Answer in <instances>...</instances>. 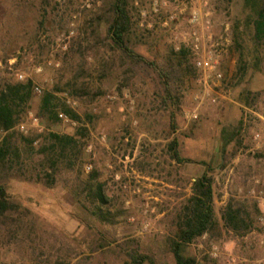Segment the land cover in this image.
<instances>
[{"label":"rangeland","instance_id":"1","mask_svg":"<svg viewBox=\"0 0 264 264\" xmlns=\"http://www.w3.org/2000/svg\"><path fill=\"white\" fill-rule=\"evenodd\" d=\"M107 3L0 0V87L31 79L40 89L32 92L27 118L17 128L18 135L36 130L40 136L6 180L19 211L8 225H0V264H124L131 250L148 255L155 264H174L168 247L174 215L194 178L207 165L220 164L223 130L244 119L242 147L230 159L232 143L224 167L213 173V205L218 214L232 201L245 202L250 211L255 205L254 222L240 236L225 230L221 236H203L187 252L207 264H264L259 207L238 192L254 179L264 191V45L256 67L251 34L243 30L242 50L233 44V28L246 14L242 0H130L131 47L158 63L171 49H189L190 15L193 9L200 12L198 56L216 60L222 79L204 85L194 66L198 56L189 50L194 71L175 83L179 102L170 110L160 106L157 76L123 64L105 41ZM171 14L176 21L164 27ZM68 81L75 82L77 93L57 97L76 111L81 124H42L36 116L42 96ZM193 112L195 120L188 118ZM80 127L86 133L80 138L84 147L78 160L71 169L59 165L49 185L41 153L50 145L49 133L80 136ZM174 138L180 157L190 162L171 158L168 144ZM92 171L107 198L103 210L110 215L105 220L92 214L94 208L81 192V182ZM98 245L101 248L91 250ZM212 246L218 249L217 257L211 254Z\"/></svg>","mask_w":264,"mask_h":264},{"label":"trees","instance_id":"2","mask_svg":"<svg viewBox=\"0 0 264 264\" xmlns=\"http://www.w3.org/2000/svg\"><path fill=\"white\" fill-rule=\"evenodd\" d=\"M129 6L130 0H108L102 20L106 27L105 41L111 50L119 55L123 64L131 68L151 70L157 76L160 106L164 110H170L179 102L177 89L174 88L175 83L180 80V77L193 70L190 65L189 49L184 46L177 51L171 49L167 58L160 63L148 61L136 53L131 47L133 21ZM242 7L246 12L245 18L233 28L232 41L236 48L242 50L243 30L251 34L255 45L254 65L257 67L261 63L259 51L264 45V0H242ZM101 19V17L98 18L97 24L101 22ZM238 59L240 63L244 60L241 52ZM77 91L75 82L68 81L62 87L56 84L51 91L44 93L36 114L41 119V123H44L43 120L46 121V125L60 123L63 120L62 115L67 120L81 124L82 119L76 111L57 97L59 94L72 96L73 92L77 93ZM32 92L31 79L23 82H6L0 87V133L2 134L0 138V225H8L12 220L10 216L19 211V205L7 191L6 180L9 178V173L15 166L22 164L24 155L32 149L40 136L36 130H29L28 135L25 136L17 134V128L27 118ZM86 118L89 120L90 116ZM170 118L174 119L172 112ZM79 130L80 136L49 133L50 145L41 151L47 162L49 172H46L45 176L49 185L53 183V176L59 165L66 164L71 169L78 160L80 151L84 147L80 138H84L86 133L83 127ZM243 130L242 121H239L237 127L233 129L223 130L220 164L214 168L207 165L204 172L194 178L190 184L189 196L174 215L173 229L168 237L169 252L174 264H207L197 261L195 257L188 254L187 248L192 243L203 236H221L223 230L240 236L252 226L257 214L255 205L250 211L245 202L232 201L219 214L213 205V173L217 168L224 167L225 154L232 143L233 151L229 158L237 155L243 144ZM18 142L21 146L17 145ZM177 147L178 141L174 138L168 144L171 158L177 163L190 162L180 157ZM81 183L82 194L86 195L94 208L92 214L105 220L110 213L103 210L107 204V198L103 184L97 180L96 173L90 172ZM99 248L101 245L91 250L95 251ZM125 257L124 264H155L151 257L136 250L128 251Z\"/></svg>","mask_w":264,"mask_h":264},{"label":"built area","instance_id":"3","mask_svg":"<svg viewBox=\"0 0 264 264\" xmlns=\"http://www.w3.org/2000/svg\"><path fill=\"white\" fill-rule=\"evenodd\" d=\"M204 6H207V3H203ZM155 6V5H154ZM154 11H157L155 8ZM177 17L176 15H169L162 23L164 27L168 26V23H171L173 21H176ZM190 24L192 25V31H191V46L189 47L190 52L194 56H198L200 53V43L202 39V35L198 32V28L202 25V19L199 10L193 9L190 15L189 19ZM208 39H211V36L208 37ZM194 66L196 70H198L201 73L202 81L204 85H207L208 82L211 81V79H215L217 81L222 79L221 73L218 71L217 66L218 62L216 60H213L211 56L208 57H199L196 58ZM41 68L37 67L35 69V72H40ZM24 76L20 75L19 79L23 80ZM198 83H201V79L197 81ZM33 91L36 93H40V89L38 87H33ZM259 116V115H257ZM61 118L63 120H67L64 116L61 115ZM188 118H192L195 120L197 118V115L193 112L188 115ZM262 118V117H261ZM263 119V118H262ZM246 119L243 120V126H245ZM260 138V135L256 133L254 135V140H258ZM260 181L258 179H254L253 182L250 184L249 187L245 191L239 190V193H243L244 198H249L254 200L258 207L259 211L261 213V216L259 217V222L263 223V231H264V191L259 189ZM211 254L214 257H217V247L212 246L211 248Z\"/></svg>","mask_w":264,"mask_h":264}]
</instances>
